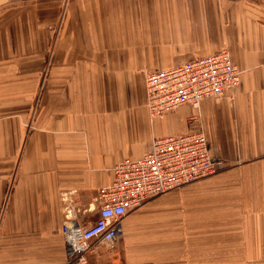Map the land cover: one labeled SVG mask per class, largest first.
<instances>
[{
    "label": "crops",
    "instance_id": "crops-1",
    "mask_svg": "<svg viewBox=\"0 0 264 264\" xmlns=\"http://www.w3.org/2000/svg\"><path fill=\"white\" fill-rule=\"evenodd\" d=\"M223 49L236 91L149 115L147 73ZM196 132L226 168L130 211L87 264H264V0H0V264H68L64 208L90 226L118 164Z\"/></svg>",
    "mask_w": 264,
    "mask_h": 264
},
{
    "label": "built area",
    "instance_id": "built-area-1",
    "mask_svg": "<svg viewBox=\"0 0 264 264\" xmlns=\"http://www.w3.org/2000/svg\"><path fill=\"white\" fill-rule=\"evenodd\" d=\"M241 74L228 49L147 73L148 113L152 118L161 117L185 105L199 111L203 101L236 91ZM199 117H192L190 122ZM225 168V161L211 154L203 132L154 138L150 152L142 159L125 160L116 166L113 184L100 194L101 207L93 224L80 226L74 208L70 204L64 208L68 264H87L99 244L118 241L123 233L122 220L130 211Z\"/></svg>",
    "mask_w": 264,
    "mask_h": 264
}]
</instances>
